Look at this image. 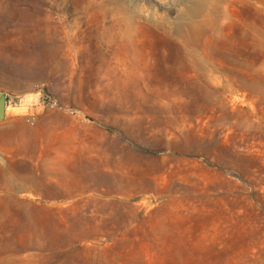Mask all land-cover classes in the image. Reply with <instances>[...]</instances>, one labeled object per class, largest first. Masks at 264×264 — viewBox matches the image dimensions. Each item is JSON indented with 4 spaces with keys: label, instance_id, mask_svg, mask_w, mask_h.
<instances>
[{
    "label": "rangeland",
    "instance_id": "374dc122",
    "mask_svg": "<svg viewBox=\"0 0 264 264\" xmlns=\"http://www.w3.org/2000/svg\"><path fill=\"white\" fill-rule=\"evenodd\" d=\"M0 264H264V0H0Z\"/></svg>",
    "mask_w": 264,
    "mask_h": 264
},
{
    "label": "water",
    "instance_id": "95a60500",
    "mask_svg": "<svg viewBox=\"0 0 264 264\" xmlns=\"http://www.w3.org/2000/svg\"><path fill=\"white\" fill-rule=\"evenodd\" d=\"M4 107H5V98L2 94H0V119L4 115Z\"/></svg>",
    "mask_w": 264,
    "mask_h": 264
}]
</instances>
